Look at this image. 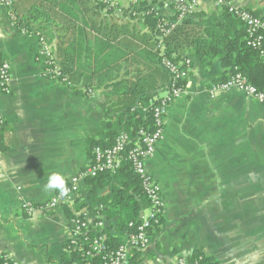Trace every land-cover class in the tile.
Returning <instances> with one entry per match:
<instances>
[{
    "label": "crops",
    "instance_id": "0c3cea01",
    "mask_svg": "<svg viewBox=\"0 0 264 264\" xmlns=\"http://www.w3.org/2000/svg\"><path fill=\"white\" fill-rule=\"evenodd\" d=\"M134 1L78 0L74 7L67 0H16L20 17L32 16L42 2L50 10L45 26L56 35L52 52L62 68L71 69L74 87L44 73L35 60L36 40L14 29L0 6V65L9 62L12 72L10 94L0 91V258L66 264L73 220L68 209L28 218L22 204H41L58 193L43 190L49 175L61 174L68 185L84 171L93 160L91 144L107 142L116 102L131 84L154 81L158 55L144 8L168 20L175 13L164 0ZM228 1L264 19V0ZM197 13L223 20V9L208 0H199ZM61 32L71 36L70 43ZM187 58L192 66L186 93L171 105L164 140L146 163L161 186L166 212L151 243L131 251L132 263L179 264L199 254L217 264H264V105L236 91L210 96L223 75L220 62L205 68ZM81 191L87 206L76 215L87 214L92 231L103 220V231L119 238L121 217H90L94 198H86L84 182Z\"/></svg>",
    "mask_w": 264,
    "mask_h": 264
},
{
    "label": "built area",
    "instance_id": "2783aa9c",
    "mask_svg": "<svg viewBox=\"0 0 264 264\" xmlns=\"http://www.w3.org/2000/svg\"><path fill=\"white\" fill-rule=\"evenodd\" d=\"M214 3L218 8H226L230 14L237 17L246 25L248 34V46L253 49H259L264 40V21L254 15L251 11L234 6L226 0H208ZM135 5L134 0H129ZM16 0H0V6L7 10L9 19L14 29H17L22 35L34 38L37 42V51L35 54L36 62L44 69V73L50 76L54 81L62 83L67 87H74L69 76L64 74L63 68L55 58L50 43L47 38L39 32L29 30L20 24V15L15 10ZM164 7L172 9L177 16L176 21L163 20L158 24L160 35L156 37V50L161 66L169 74V83L163 95L156 96L149 107H138L143 114L150 112L153 119V132L141 131V138L136 146L129 152L127 160L131 162L134 173L141 181L142 190L147 198L150 208L143 212L137 224L131 223L130 232L123 244L116 250L107 252L104 246L105 236L99 235L94 238L90 236L97 232L98 234L104 228L103 220L99 219L92 231L88 222V217L78 216L72 220V231L68 242V250L76 251L84 258H96L103 256V264H133L131 260V251L133 249L142 250L151 243V232L160 227L162 219L166 212V206L163 198L161 186L147 170V160L152 158L157 146L164 140V126L166 116L171 105L186 93L187 82L189 80L192 62L187 58L184 64L176 65L168 58L164 57V41L184 19L198 12L199 0H164ZM12 82L11 64L4 61L0 65V91L9 95ZM88 96H94L92 90H84ZM220 91H236L249 98L254 99L259 104L264 105V93L258 91L242 75L234 76L230 81L212 85L209 89L210 96H215ZM5 118L0 109V126H3ZM129 143V137L122 132L110 148L97 146L93 150V160L91 164L82 172L72 177L68 182L70 197H62L57 193L52 199L41 204L24 201L22 212L28 218H40L46 216L55 210L64 206H72L74 201L80 197L81 183L86 179L96 178L98 175L111 172L114 174L122 165L123 157L121 154ZM93 233V234H92ZM96 233V235H98ZM1 264H20L9 255L1 258ZM179 264H202V258L193 262L180 260Z\"/></svg>",
    "mask_w": 264,
    "mask_h": 264
},
{
    "label": "trees",
    "instance_id": "16d2710c",
    "mask_svg": "<svg viewBox=\"0 0 264 264\" xmlns=\"http://www.w3.org/2000/svg\"><path fill=\"white\" fill-rule=\"evenodd\" d=\"M67 2L74 7L78 5V0H67ZM41 5H43V2L35 5L32 16L20 17V24L29 30L41 33L50 43L56 35L45 26L50 10H45ZM144 11L147 12L143 18L144 23L150 30L152 37L154 36V44H156V37L160 35L158 24L168 19L160 17L152 8H144ZM170 20L176 21L177 16L174 15ZM262 20L264 21V19ZM61 34L59 35L62 37L61 40L67 39L69 43L71 42V36L65 32H61ZM61 50L59 49V51ZM189 56L202 62L205 68L212 65L216 60L220 62L223 75L215 81L214 85L226 83L240 74L258 91L264 93V40L262 47L259 49L249 47L246 25L230 14L226 8H223V20L221 21L208 19L204 14L195 13L181 21L165 39L164 57L168 60L176 65H181ZM158 63L159 70L154 73V81L141 80L131 84L123 98L113 106L111 112H118V116L116 122L112 126L110 125V131L105 133L107 142L95 141L90 146V148L92 146L110 148L122 132L129 137V143L123 154H121L123 157L121 167L114 174L105 172L96 178L86 179L84 182L87 189L86 198H94L91 206L88 207L90 217L98 214L106 216L107 219L116 216L121 217L119 225L121 236L119 238L114 237L109 229L102 230L99 234L97 232L92 233L93 235L90 236L94 238L104 235V246L107 252L116 250L120 246V238L132 232L130 224H137L143 212L150 208L149 202L143 193L141 181L134 173L131 162L127 160V157L141 138V131H154L151 113L143 114L139 109V112L135 111V108L149 107L156 98L155 91L163 88L168 82L169 74L161 66L159 57ZM70 70L67 65L63 68L64 74L71 79ZM158 80L160 81L158 82ZM99 204L107 207L106 212H98L95 207ZM86 206V201L81 193L71 207H64L68 209V217L74 219L78 216L85 217L87 215H76ZM199 258H202V264H217L213 260L198 254L196 259ZM66 264H103V256L84 258L80 253L68 250Z\"/></svg>",
    "mask_w": 264,
    "mask_h": 264
},
{
    "label": "clouds",
    "instance_id": "9594fccd",
    "mask_svg": "<svg viewBox=\"0 0 264 264\" xmlns=\"http://www.w3.org/2000/svg\"><path fill=\"white\" fill-rule=\"evenodd\" d=\"M46 193L58 192L62 197H70V191L67 187L65 178L59 173L49 175L47 183L43 186Z\"/></svg>",
    "mask_w": 264,
    "mask_h": 264
}]
</instances>
